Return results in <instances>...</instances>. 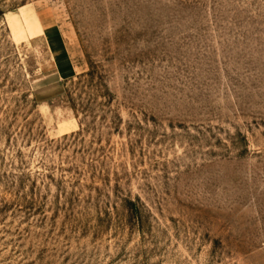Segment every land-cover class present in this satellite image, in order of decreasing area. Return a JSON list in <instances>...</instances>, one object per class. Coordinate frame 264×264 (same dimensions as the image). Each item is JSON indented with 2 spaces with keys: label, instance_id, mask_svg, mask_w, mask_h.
<instances>
[{
  "label": "rangeland",
  "instance_id": "374dc122",
  "mask_svg": "<svg viewBox=\"0 0 264 264\" xmlns=\"http://www.w3.org/2000/svg\"><path fill=\"white\" fill-rule=\"evenodd\" d=\"M93 263L264 264V0H0V264Z\"/></svg>",
  "mask_w": 264,
  "mask_h": 264
},
{
  "label": "crops",
  "instance_id": "0c3cea01",
  "mask_svg": "<svg viewBox=\"0 0 264 264\" xmlns=\"http://www.w3.org/2000/svg\"><path fill=\"white\" fill-rule=\"evenodd\" d=\"M33 15L39 30L30 38H36L41 43L47 57L50 71L40 77L41 88L36 92L41 102L50 99L54 90H59L64 83L75 74V66L71 60L68 46L62 29L50 6L42 4L34 7Z\"/></svg>",
  "mask_w": 264,
  "mask_h": 264
}]
</instances>
